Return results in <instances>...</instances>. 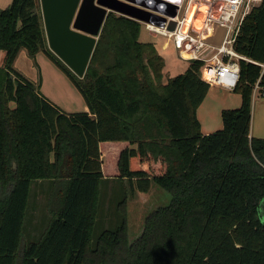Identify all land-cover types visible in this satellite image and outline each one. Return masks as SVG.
Segmentation results:
<instances>
[{"label":"trees","instance_id":"obj_1","mask_svg":"<svg viewBox=\"0 0 264 264\" xmlns=\"http://www.w3.org/2000/svg\"><path fill=\"white\" fill-rule=\"evenodd\" d=\"M141 23L110 12L80 78L49 47L40 0L0 8V264H264V138L250 136L253 96L264 95V0L235 42L242 104L223 128L202 132L197 111L211 86L203 62L165 78ZM39 52L81 92L88 111L66 112L15 66ZM105 154L114 157L106 166ZM125 186L118 227L92 244L103 180ZM153 185L171 196L129 239L128 193ZM47 197L48 222L20 254L31 197Z\"/></svg>","mask_w":264,"mask_h":264},{"label":"built area","instance_id":"obj_2","mask_svg":"<svg viewBox=\"0 0 264 264\" xmlns=\"http://www.w3.org/2000/svg\"><path fill=\"white\" fill-rule=\"evenodd\" d=\"M262 1L136 0L135 5L161 17L159 22L139 21L150 33L162 36L182 60L202 61V77L211 87L232 91L239 81L240 60H248L234 45L245 18ZM174 8L177 12L173 16ZM217 28L224 30L220 40Z\"/></svg>","mask_w":264,"mask_h":264},{"label":"rangeland","instance_id":"obj_3","mask_svg":"<svg viewBox=\"0 0 264 264\" xmlns=\"http://www.w3.org/2000/svg\"><path fill=\"white\" fill-rule=\"evenodd\" d=\"M216 34L217 39L220 40L224 35L223 28H217ZM140 40L142 42L155 43L161 51L164 50L162 54L166 61L164 78L165 82L167 81L168 77L180 74L187 69L189 63L182 60L174 48L168 47L164 43V38L162 36L150 33L145 28L144 24H141ZM65 77L67 78V76ZM50 79H48L49 81H47L46 84V88H48L47 94L41 90L47 99L66 112H76L74 109H72V106L74 108H83L84 106V110H86L87 105L83 95L74 86L69 78H67V89L63 85V91H61V87L56 89V86L60 84L55 85V81ZM43 85H45V82ZM258 98L262 100L264 95H259ZM63 104L64 107L62 106ZM254 121V130L256 134L260 132V128L264 129V118H261L257 115L255 116ZM113 158L114 157L105 154L104 164L106 166H112V164L114 165ZM125 195V186L121 180L116 178H107L103 180L100 195V210L97 218L96 228L92 237V244L102 231L114 230L118 227L119 219L117 206ZM128 195L127 211L129 239L130 241H133L142 233L145 217L158 206L168 204L171 201V196L156 185H153L152 189L147 193L136 192L134 195H130L129 191ZM261 215L264 221V201L261 203ZM47 222V197L43 192H41L40 189H37L36 192H34V195L31 197V202L27 212L24 234L20 243V254L27 245L39 239L40 235L46 228Z\"/></svg>","mask_w":264,"mask_h":264},{"label":"water","instance_id":"obj_4","mask_svg":"<svg viewBox=\"0 0 264 264\" xmlns=\"http://www.w3.org/2000/svg\"><path fill=\"white\" fill-rule=\"evenodd\" d=\"M50 49L80 78L85 76L110 12L138 21L161 17L135 5L136 0H40ZM145 6V3H140ZM176 8L171 11L174 16Z\"/></svg>","mask_w":264,"mask_h":264},{"label":"crops","instance_id":"obj_5","mask_svg":"<svg viewBox=\"0 0 264 264\" xmlns=\"http://www.w3.org/2000/svg\"><path fill=\"white\" fill-rule=\"evenodd\" d=\"M13 0H0V8H6L11 5ZM139 22V21H138ZM164 48V47H163ZM163 50V49H162ZM162 53L164 52L161 51ZM5 52L0 50V65L3 63ZM15 66L19 71L25 74L28 78L33 81L38 82L40 77L42 80L41 90L47 94L48 88H46L48 79H52L56 86L61 87L63 91V85L67 89V81L65 74L52 62V60L43 52H39L36 55V64L33 59L30 58L26 50H22L16 60ZM50 79V80H51ZM64 81V82H63ZM45 82V85L43 83ZM65 83V84H64ZM50 85V84H49ZM73 86V85H72ZM65 92V89H64ZM261 95L259 90L255 89L253 96V109H252V124H251V134L250 136L264 137V129H259V133L255 134L254 130V120L255 116H260L264 118V98L261 100L258 96ZM86 103V102H85ZM242 104V96L238 93H235L231 90L222 89L219 86H213L210 88V91L200 105L197 111L198 118L201 122L202 132L204 134H210L217 130L223 128L222 112L224 109H235L240 107ZM87 105V104H86ZM64 107V104L62 105ZM86 110L83 108H74L77 110L88 111V106ZM71 109V110H72ZM255 136V137H256Z\"/></svg>","mask_w":264,"mask_h":264},{"label":"bare ground","instance_id":"obj_6","mask_svg":"<svg viewBox=\"0 0 264 264\" xmlns=\"http://www.w3.org/2000/svg\"><path fill=\"white\" fill-rule=\"evenodd\" d=\"M203 9H205V7H203Z\"/></svg>","mask_w":264,"mask_h":264}]
</instances>
